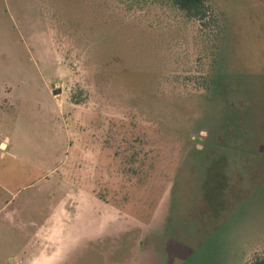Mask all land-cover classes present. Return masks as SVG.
<instances>
[{
    "label": "rangeland",
    "instance_id": "obj_1",
    "mask_svg": "<svg viewBox=\"0 0 264 264\" xmlns=\"http://www.w3.org/2000/svg\"><path fill=\"white\" fill-rule=\"evenodd\" d=\"M211 2L0 0V264L264 256V0Z\"/></svg>",
    "mask_w": 264,
    "mask_h": 264
},
{
    "label": "trees",
    "instance_id": "obj_2",
    "mask_svg": "<svg viewBox=\"0 0 264 264\" xmlns=\"http://www.w3.org/2000/svg\"><path fill=\"white\" fill-rule=\"evenodd\" d=\"M172 2L187 18L197 20L203 27H210L214 21L216 22V6L211 0H172ZM244 264H264V256L255 255L251 259L248 258Z\"/></svg>",
    "mask_w": 264,
    "mask_h": 264
},
{
    "label": "water",
    "instance_id": "obj_3",
    "mask_svg": "<svg viewBox=\"0 0 264 264\" xmlns=\"http://www.w3.org/2000/svg\"><path fill=\"white\" fill-rule=\"evenodd\" d=\"M200 139V138H199Z\"/></svg>",
    "mask_w": 264,
    "mask_h": 264
}]
</instances>
